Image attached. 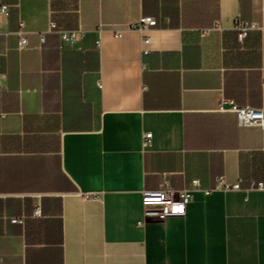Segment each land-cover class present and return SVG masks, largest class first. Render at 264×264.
I'll return each instance as SVG.
<instances>
[{
	"label": "crops",
	"instance_id": "1",
	"mask_svg": "<svg viewBox=\"0 0 264 264\" xmlns=\"http://www.w3.org/2000/svg\"><path fill=\"white\" fill-rule=\"evenodd\" d=\"M223 99L264 110V0H0V264H264V125ZM165 180L199 188L146 219Z\"/></svg>",
	"mask_w": 264,
	"mask_h": 264
},
{
	"label": "built area",
	"instance_id": "2",
	"mask_svg": "<svg viewBox=\"0 0 264 264\" xmlns=\"http://www.w3.org/2000/svg\"><path fill=\"white\" fill-rule=\"evenodd\" d=\"M157 21L152 16H144L139 21L132 24V28L138 30H147L156 25ZM235 28L238 31L240 40L245 39L251 30L260 29V26L255 22H250L242 17L241 12L235 16ZM49 29L56 30L67 39L71 44H75L78 35L84 36V31L81 30H63L58 25L51 21ZM44 40V38H42ZM149 41V38H147ZM100 43V37L97 40ZM27 44L26 38L21 35L19 40L20 47ZM220 111H230L237 115L238 123L241 126H263L264 125V110L251 105H238L233 99H223L218 106ZM152 133L146 132L143 138V147H149L152 144ZM217 186L226 190L241 189L240 183L228 184L224 179L218 180ZM197 181H193L192 186L184 189L174 188L167 180L163 181L157 189H145L142 192L143 214L146 219L164 220L168 217H182L187 213V208L193 198V191L198 189ZM252 189H263L264 182L260 181L251 186ZM207 192H209L207 190ZM34 214H39V207L34 210ZM13 223H23L24 218L14 217L11 219Z\"/></svg>",
	"mask_w": 264,
	"mask_h": 264
}]
</instances>
